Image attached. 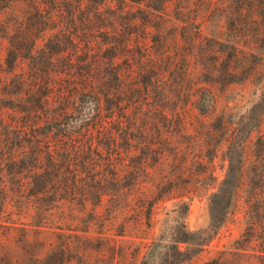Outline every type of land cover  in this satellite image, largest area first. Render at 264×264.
Returning a JSON list of instances; mask_svg holds the SVG:
<instances>
[{
	"label": "rangeland",
	"instance_id": "rangeland-1",
	"mask_svg": "<svg viewBox=\"0 0 264 264\" xmlns=\"http://www.w3.org/2000/svg\"><path fill=\"white\" fill-rule=\"evenodd\" d=\"M152 4H165L166 9L147 18L148 11L143 4L140 7L131 2L122 5L124 13L134 12L138 18L133 28L136 35L132 50L127 57L118 60L117 66H131L130 72L125 71L123 76L126 81H132L131 78L144 68L151 74L161 72L159 79L167 91L164 99L166 114L152 111L140 115L137 122L149 125L150 133H160L167 138L163 146L166 149L164 157L149 159L134 190L127 191L121 198L105 197L95 208L88 201L85 211L79 206L66 208L63 216L74 224L71 226L68 222L56 225L62 216L57 206L52 208V224L37 225V201L29 195L28 180H25L22 197L7 193L0 212V264H40L47 254L60 249L69 260L67 264H171L175 259H182L179 264H264L259 257L258 243L246 241L245 213L250 174L244 176L224 222L216 230L210 227V196L225 176L229 139L243 121L253 124L255 119L251 117L248 121L247 117L252 115L248 112L262 92L264 40L260 39L264 37V0H152ZM119 5L117 0H108L106 7L118 9ZM148 19L149 23L146 22ZM158 24L166 25L162 37L156 32ZM181 29L188 37L199 36L220 42L231 39L243 52L253 50L257 56L248 59L252 64L259 62L260 73L227 86L203 83V77L199 76L198 51H192L193 55L189 56V43L181 40L179 35L174 37L175 31ZM55 32L48 31L37 40L33 54L29 55L34 60L27 57L15 68V72H22L25 77L26 101L34 88L44 86L48 71V84L52 86L48 113L56 112L58 105L56 86L62 82L56 78V69L65 71L62 62L56 61V54L52 61L43 63L47 52H54ZM256 38L259 39L258 46H253L252 40ZM178 43L182 48L176 49ZM201 45L203 51H209L207 43ZM4 49L5 42L2 41L0 71L5 67ZM70 49H67L68 55L63 56L68 58L72 54L71 68L75 70L79 67L77 59L81 53L78 55ZM174 64L176 69L172 75ZM182 66H189L188 76L184 79L179 75ZM35 69L38 71L36 81ZM170 86L177 87L176 91L173 92ZM199 87L200 93L205 88L201 93V108L207 110L210 95L215 98V108L206 114H201L193 104L194 90ZM43 91L46 88L39 87L37 93ZM155 99L153 94L152 103ZM26 108L31 110V105L26 104ZM175 111L177 114H172ZM6 112L12 113L9 109ZM144 116L147 119L142 120ZM240 130L247 154V169L252 164L263 168L264 158L258 159L255 155L260 148L258 138L264 134V124L250 133L246 125ZM120 169L125 170V167ZM186 231L192 233L188 236L190 242H175L177 238H183Z\"/></svg>",
	"mask_w": 264,
	"mask_h": 264
},
{
	"label": "trees",
	"instance_id": "trees-1",
	"mask_svg": "<svg viewBox=\"0 0 264 264\" xmlns=\"http://www.w3.org/2000/svg\"><path fill=\"white\" fill-rule=\"evenodd\" d=\"M117 1L118 9L106 7L108 0H0V42H5V67L0 71V212L7 193L22 197L25 180H28L29 195L37 201V225L54 222L52 208L55 206L62 213L56 225H65L68 222L63 216L66 208L79 206L85 211L88 201L95 208L105 197L121 198L127 191L134 190L149 159L164 157L167 138L160 133H150L149 125L137 122L140 115L152 111L166 114L167 91L159 79L161 72L151 74L144 68L131 78L132 81H126L123 76L125 71L130 72L131 66L121 68L117 62L132 50L136 35L133 28L138 18L134 12L124 13L122 5L131 2L140 7L143 4L148 11L147 18L155 12L163 13L166 5L154 6L152 0ZM146 22L149 23V19ZM165 28L163 24L156 26L160 37ZM53 30L56 31V46L52 48L54 52H47L43 63L52 61L56 54V61L62 62L65 71L56 69V78L62 83L56 86V112L48 113L52 87L48 84V71L44 86H39L46 91L37 93L39 87L34 88L26 101L25 77L22 72H15V68L21 60L33 59L29 55L33 54L37 40ZM175 33L174 37L179 35L189 43V56L193 55L192 51H198L199 76L203 77V83L227 86L260 73L259 62L252 64L248 59L257 53L253 50L243 52L234 40L220 42L188 37L183 29ZM158 42L161 44V40ZM203 42L209 45V51L201 49ZM252 43L258 46L259 39ZM176 45V49L182 48L179 43ZM67 49L78 55L81 53L77 59L79 67L75 70L71 68L72 54L68 58L63 56L68 55ZM183 66L179 71L182 79L188 76L189 69ZM34 72L35 77L37 69ZM260 87L261 95L248 112L252 115L247 117L248 121L251 117L255 121L251 125L243 121L229 139L225 176L210 196V227L216 230L224 222L244 176L250 174L246 241L258 243L259 257L264 260V166L252 164L247 169V154L240 134L241 126L246 125L250 133L264 124V82ZM200 89L194 90L193 104L201 114H206L215 108V98L210 95L207 110L201 108V93L205 88L201 93ZM153 94L155 103L151 101ZM26 104L31 105V110ZM7 109L12 113L8 114ZM39 111L42 114H38ZM258 143L260 148L255 156L264 158V134L258 138ZM125 181L129 184H124ZM68 225L74 224L68 222ZM191 234L186 231L185 236L175 242H190L188 236ZM68 261L60 249L47 254L40 264H67ZM181 261L175 259L171 264Z\"/></svg>",
	"mask_w": 264,
	"mask_h": 264
}]
</instances>
